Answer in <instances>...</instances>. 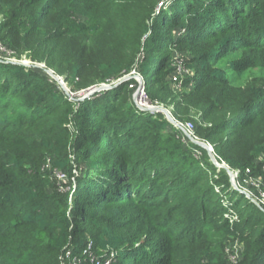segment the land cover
I'll use <instances>...</instances> for the list:
<instances>
[{"label": "trees", "instance_id": "trees-1", "mask_svg": "<svg viewBox=\"0 0 264 264\" xmlns=\"http://www.w3.org/2000/svg\"><path fill=\"white\" fill-rule=\"evenodd\" d=\"M12 8L0 45L13 58L30 52L69 75L75 93L118 81L138 59L149 103L173 104L175 120H192L241 184L264 176L255 162L264 158V73L240 94L205 93L229 75L264 72V0H13ZM101 43L114 50L107 61L95 58ZM197 44L206 46L200 54L171 52ZM227 58L230 74L217 68ZM178 61L188 74L175 85ZM88 70L96 75L82 79ZM131 83L76 102L43 70L0 58V264H94L82 255L89 243L112 254L111 264H223L237 235L240 264H264V210L228 194L226 172L181 129L140 111ZM48 159L66 182H50Z\"/></svg>", "mask_w": 264, "mask_h": 264}, {"label": "rangeland", "instance_id": "rangeland-1", "mask_svg": "<svg viewBox=\"0 0 264 264\" xmlns=\"http://www.w3.org/2000/svg\"><path fill=\"white\" fill-rule=\"evenodd\" d=\"M12 5H13V0H0V24H10V22H11V20L13 18ZM78 20L81 21V22L85 21L84 18H82V19L78 18L76 22H78ZM68 21H70V20H68ZM209 42H212V41H209ZM100 47H101V50H100V52L98 50L97 54L95 55V58L98 61H107L110 58V56L114 53V50H113V48L110 45L108 46L107 43H101ZM205 47L206 46L204 44H197V46L182 45V46H180L177 49H171V52L174 53V54H178L179 53L178 51L180 49L181 51L187 52V53H190V54H200L204 50ZM19 52H20L19 53V58L18 59L13 58L12 57L13 52L8 51L3 45L2 46L0 45V58L2 60H4L5 62L12 63V64H15V65L19 64V65H23V66H27V67H33V68L41 69L45 73H46V70L51 71L57 77L58 81H56V82L61 87V89L63 90L64 94L66 96H68L72 101L81 99L86 94L90 93L93 90H96L97 87H99V86H106V85L112 86L113 84H115L117 82L116 81V82H110L108 84L96 85V86L87 88L86 90H81V91L75 93L71 89L72 87L69 84L70 80L67 79V76H69V75L65 74V76H57L54 73V71L48 69L43 63H36V62L32 61L31 57H29L30 54H31L30 52H26V51H19ZM175 57L176 58H181V59L183 58V56H181V55L180 56L175 55ZM138 58H140L139 60H142V58H143V53L142 52L138 55ZM230 58L224 59L219 64V66H217V68H220L223 71L227 72V74H230L228 72V70H227V60L230 59ZM16 63H18V64H16ZM139 63L140 62L137 59L136 60V64H135V66H133L131 72L129 74L121 77L118 80V82H121L122 80H124L120 84H123V83L128 82V81H132L131 85H129V89L132 90V92H131L132 96L131 97H132V101L135 103L136 107L142 112L144 110H147V109L160 107V108L166 110L170 114L171 118L180 127H182L183 129H184V126L187 123H191L193 125V132H190V133L187 132V134L190 137H192L193 139L197 140V141L206 142L203 139H200V138H198L195 135V124L192 122V120L191 121H184V123H180L177 120H175V118L172 116L173 104H171V105H153V104L149 103L146 99H144L143 101H139L138 98L140 96V93L143 91V93L145 94L144 81H143V79L139 75V72L136 69ZM33 65H37V66H41V67L40 68L39 67H34ZM173 67L175 68V72L172 74L171 78H169V79L173 83H175V85H176L177 84L176 79H179L181 76H184L185 74H188V70H187L185 61L183 63L181 61H178V63H174L173 64ZM89 68H91V65L89 66ZM262 73H264V72L262 70H260V69L249 71V72H247V73H245L243 75L242 79H236L233 75H229L230 82L228 84L224 85L223 87L216 86V87L208 88L205 91V93L209 94L210 97L218 96L219 94H221V95L224 94L225 97H231V94H233V95L240 94L250 84L253 75H258V74H262ZM94 75H96L95 72L88 70L87 73L82 75V79L85 80V78L91 77V76H94ZM177 94L179 95L180 92L178 91ZM187 99H188V101L189 100H192V101L195 100L193 96H191L190 98H187ZM213 99L214 98H210V99H206V100H207V102H211ZM76 102H79V101H76ZM205 104H208V103H205ZM153 114H157V113H153ZM159 114H162V113H159ZM191 114H192V119H194L195 122L199 121L200 114H201L200 110L195 111V110L192 109L191 110ZM163 117L166 118L164 115H163ZM176 128H178V127H176ZM252 130L253 129H251V131ZM254 132H255V130H254ZM253 134L254 133H252V136L250 134L247 135L248 138H246V139L243 138V144H241V147H240L239 151L245 152V153L248 151V147L247 146L250 143H254L253 137H255V136H253ZM206 143L209 144L208 142H206ZM209 146L211 147L210 144H209ZM242 146H245V147L243 148ZM11 153H13V154L21 153V154H24V155H27V156H32V155L41 154V151H37L35 149L30 150V149H23V148H20V147H16V148H11ZM249 154H250V152H249ZM250 156H251V154L249 155V157ZM215 159L217 161L216 156H215ZM255 162L256 163H260L261 165L263 163V169H264V158L263 157H261L259 159H256ZM50 163H51V160L48 159L47 162H46V172H47V176H49V178H50V182H55L58 185L60 183L66 182V178L61 173H58L57 170H53L51 168V164ZM217 163L219 165L225 166V168H228L234 175L233 180H230V178H229V184H230V188L231 189H229L226 192H229L228 194H230V195H232V192H236V193L233 194L234 198H236L237 193L240 194V195H243L246 199H248L255 206H257L258 208L264 210V207L262 205H260V203L258 201L257 193L255 192V189L253 187H251L250 185H248V184L244 185V184H241L238 181L239 180L238 176L240 175L239 171L231 170L222 161H220V162L217 161ZM223 170L225 171V169H223ZM226 174H227V172H226ZM260 177H263V179H264V176H260ZM246 179L247 178H245V180ZM263 188H264V182H263ZM65 191H67V190L64 189L62 192H65ZM223 195H226V194H223ZM227 199L224 200V197L222 198V200L225 202V205H227V203H228ZM235 219L236 218H233V219H231V221H235ZM114 220H115V217L111 218V221L115 222ZM85 251H86V253L83 252L82 255L86 256V258H88V259L96 258L97 261L102 263V264H111L113 262V258L111 256L112 254H110V253L104 254V253H101L100 251L94 250L93 243H89L87 245ZM243 251H244V245H243L242 241L239 239V236L237 235L234 238V240L232 242H230V243H227L225 245L224 249H223V253H224V263L223 264H240V259H241V256H242L241 254L243 253ZM76 262H78V261H75V263ZM71 264H73V263H71Z\"/></svg>", "mask_w": 264, "mask_h": 264}, {"label": "water", "instance_id": "water-1", "mask_svg": "<svg viewBox=\"0 0 264 264\" xmlns=\"http://www.w3.org/2000/svg\"><path fill=\"white\" fill-rule=\"evenodd\" d=\"M16 64H18V63H16ZM19 65V64H18ZM34 67H41V66H37V65H33ZM46 73L49 75V76H51L55 81H58V79H57V77L51 72V71H49V70H46ZM122 81H124V80H122ZM121 81V82H122ZM121 82H116L115 84H113L112 86H110V85H106V86H99V87H97V89L96 90H93V91H91L90 93H88V94H86L85 96H83L81 99H78V100H75V101H84L85 99H88L89 97H91L92 95H94V94H96V93H100V92H105V91H108V90H111V89H113V88H115V87H117ZM66 93V92H65ZM147 112V113H162L165 117H166V119L171 123V124H173V125H175L176 127H178L179 129H181L182 130V132L185 134V136L193 143V144H195V145H197V146H199V147H201V148H203L204 150H206V152H207V154H208V156H209V158H210V161L213 163V165L216 167V168H218V169H225V171L227 172V174H228V176H229V178H230V180H233V178H234V175H233V173L228 169V168H225V166H223V165H219L218 163H217V161H216V159H215V155H214V153H213V149H212V147H210L209 146V144H207L206 142H201V141H197V140H195V139H193L192 137H190L188 134H187V132L182 128V127H180L172 118H171V116H170V114L166 111V110H164V109H162V108H160V107H156V108H151V109H147V110H144L143 112Z\"/></svg>", "mask_w": 264, "mask_h": 264}, {"label": "built area", "instance_id": "built-area-1", "mask_svg": "<svg viewBox=\"0 0 264 264\" xmlns=\"http://www.w3.org/2000/svg\"><path fill=\"white\" fill-rule=\"evenodd\" d=\"M139 101H143L144 99L147 100L146 95L143 93V91L140 93L139 96ZM148 101V100H147ZM184 129L186 130V132H193V125L191 123H187L184 126ZM246 174H249V170H246ZM263 177H258V178H253L251 176H248L246 180H244V185H250L251 187H253L255 189V191L257 192V198L258 201L260 203V205H262L264 207V188H263ZM84 253H86V251H84ZM75 261L77 260H73L71 263L73 264H77L78 262L75 263ZM91 261L94 264H102L100 262L97 261L96 258H92Z\"/></svg>", "mask_w": 264, "mask_h": 264}]
</instances>
